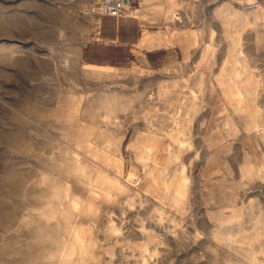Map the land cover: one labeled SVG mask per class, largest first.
Masks as SVG:
<instances>
[{"label":"rangeland","instance_id":"rangeland-1","mask_svg":"<svg viewBox=\"0 0 264 264\" xmlns=\"http://www.w3.org/2000/svg\"><path fill=\"white\" fill-rule=\"evenodd\" d=\"M96 1L0 0V264H264V3L174 0L196 46L133 55Z\"/></svg>","mask_w":264,"mask_h":264},{"label":"crops","instance_id":"crops-1","mask_svg":"<svg viewBox=\"0 0 264 264\" xmlns=\"http://www.w3.org/2000/svg\"><path fill=\"white\" fill-rule=\"evenodd\" d=\"M137 16L100 18L96 41L89 49H126L128 54H156L174 49H193L197 42L186 30L168 23L174 0H136Z\"/></svg>","mask_w":264,"mask_h":264},{"label":"built area","instance_id":"built-area-1","mask_svg":"<svg viewBox=\"0 0 264 264\" xmlns=\"http://www.w3.org/2000/svg\"><path fill=\"white\" fill-rule=\"evenodd\" d=\"M135 0H97L99 6V13L103 16L122 17L128 14L132 9ZM246 1V0H245ZM257 2L264 3V0H257Z\"/></svg>","mask_w":264,"mask_h":264},{"label":"bare ground","instance_id":"bare-ground-1","mask_svg":"<svg viewBox=\"0 0 264 264\" xmlns=\"http://www.w3.org/2000/svg\"><path fill=\"white\" fill-rule=\"evenodd\" d=\"M257 2V0H255ZM264 21V13H261L260 15H257L253 18V22L255 25H259V22L261 21ZM240 21H238V24H239ZM236 42L233 43V47L235 48L236 47Z\"/></svg>","mask_w":264,"mask_h":264}]
</instances>
